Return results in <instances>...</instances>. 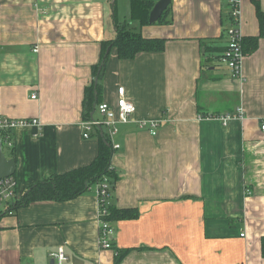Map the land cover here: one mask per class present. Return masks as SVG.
<instances>
[{
  "label": "crops",
  "instance_id": "obj_1",
  "mask_svg": "<svg viewBox=\"0 0 264 264\" xmlns=\"http://www.w3.org/2000/svg\"><path fill=\"white\" fill-rule=\"evenodd\" d=\"M115 1L0 0V113L39 121L17 127L4 153L15 159L19 195L97 154L92 131L82 135V99L101 41L115 37V16L129 18V0ZM257 8L264 15V0H239L244 38L260 34ZM169 9L166 23L140 27L143 37L164 38L163 50L119 59L113 47L100 79V102L115 108L123 87L135 106L109 138L119 145L109 203L137 215L111 221L113 248L104 249L95 186L68 201L19 207L0 217V264H49L60 246L61 264H113L114 248H133L119 264H264V34L232 77L219 61L225 0H170ZM201 40L223 50L203 57ZM142 120L157 122L154 135Z\"/></svg>",
  "mask_w": 264,
  "mask_h": 264
},
{
  "label": "trees",
  "instance_id": "obj_2",
  "mask_svg": "<svg viewBox=\"0 0 264 264\" xmlns=\"http://www.w3.org/2000/svg\"><path fill=\"white\" fill-rule=\"evenodd\" d=\"M156 1L157 0H129V18L118 21L115 16V37L111 40L101 41L99 61L92 66V79L84 88L81 111L83 120H89L93 117V108L101 101L102 85L100 79L108 57L106 51L114 47L119 59H131L140 52L163 50L165 43L164 38H146L140 33L141 25L149 23L148 15ZM113 10L116 11V1L113 5ZM169 11L168 5L159 19L154 23H166L167 21L165 18ZM257 14L259 17L260 34L246 38L243 37L242 51L246 54L257 48L259 37L264 34V15L258 8ZM200 45L203 57L204 53L213 50H223L222 47L214 46L210 41L201 40ZM207 59L208 57L204 59V62L207 61ZM96 76L98 77V82L94 83V77ZM92 133L97 138L98 149L95 158L89 164L73 168L63 173L50 174L30 185L19 195V198L15 201L14 208L17 209L35 202L68 201L86 193L92 186L99 184L104 179L107 180L109 192L111 194V191L114 190L116 181L119 179L116 170L111 165V156L113 153L112 144L109 136L104 131H101L100 128H94ZM13 149L11 151H13ZM136 215V208H116L109 203L108 215L105 219L111 222L112 220L117 221L133 218ZM132 249L133 248H114L116 252L113 264H119L123 257ZM260 252L261 256L264 258V235L260 238Z\"/></svg>",
  "mask_w": 264,
  "mask_h": 264
},
{
  "label": "built area",
  "instance_id": "obj_3",
  "mask_svg": "<svg viewBox=\"0 0 264 264\" xmlns=\"http://www.w3.org/2000/svg\"><path fill=\"white\" fill-rule=\"evenodd\" d=\"M228 7V20L229 24L226 28V45L219 56V61L228 68L232 77H240V65L243 58L242 51V41L243 35L237 28V23L239 20V0H225ZM34 95L32 96V98ZM98 110L101 119L91 117L89 120H83L81 122V127L83 129V137H88L89 133L93 131L94 128H101L105 126L108 130L109 138L112 137L117 129L115 124L117 122L126 123L130 120L131 114L135 111V106L133 103L127 100L124 96L123 87L117 88V98L115 108L111 107L107 102H100L96 108ZM239 116H242L241 109L238 108ZM231 115L222 116L221 120L225 122L230 119ZM148 123V124H147ZM39 124L36 118H9L0 113V150L3 152V147L7 149H13L15 146V141L12 136V132L20 126ZM139 127H146L147 130L154 135L156 133L155 129L157 127V122L155 121H144L139 122ZM261 130H264V121L260 126ZM113 148H118V144H112ZM249 192V191H247ZM95 193L97 196V206H98V244L100 248L112 249V235H113V225L111 222L106 220L108 215L109 206V185L107 180L101 181L99 184L95 185ZM19 198V194L16 190V181L13 175L0 178V217L6 214H12L15 211L14 204ZM241 235H244L243 233ZM49 256L61 264L62 261L67 259L62 246L58 247L56 251L50 252ZM94 264H100L95 262Z\"/></svg>",
  "mask_w": 264,
  "mask_h": 264
},
{
  "label": "water",
  "instance_id": "obj_4",
  "mask_svg": "<svg viewBox=\"0 0 264 264\" xmlns=\"http://www.w3.org/2000/svg\"><path fill=\"white\" fill-rule=\"evenodd\" d=\"M170 0H157L153 7L151 8L149 15H148V22L154 23L156 22L159 17L162 15L163 11L169 5ZM97 82V76L94 78V83ZM95 106L92 111V115L94 112ZM91 115V116H92ZM102 131V129L100 128ZM15 171V159L10 158L7 159L4 153L0 150V178L11 176L14 174ZM49 264H54V260H50Z\"/></svg>",
  "mask_w": 264,
  "mask_h": 264
},
{
  "label": "rangeland",
  "instance_id": "obj_5",
  "mask_svg": "<svg viewBox=\"0 0 264 264\" xmlns=\"http://www.w3.org/2000/svg\"><path fill=\"white\" fill-rule=\"evenodd\" d=\"M118 1H120L121 3H122V1L121 0H118ZM223 64V63H222ZM224 66H225V64H224ZM226 67V66H225ZM96 114H94V115H98L99 114V112H98V110H97V112H95ZM3 153H8V149L7 148H5V146L3 147Z\"/></svg>",
  "mask_w": 264,
  "mask_h": 264
}]
</instances>
